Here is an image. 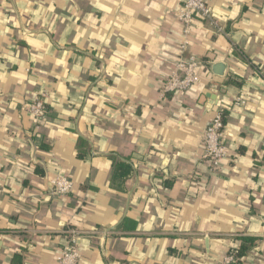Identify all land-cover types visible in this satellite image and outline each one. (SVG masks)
<instances>
[{
	"label": "crops",
	"instance_id": "obj_1",
	"mask_svg": "<svg viewBox=\"0 0 264 264\" xmlns=\"http://www.w3.org/2000/svg\"><path fill=\"white\" fill-rule=\"evenodd\" d=\"M182 3L0 0V264H59L73 233L80 264H222L243 237L236 264H264V0H210L218 25L196 13L189 34ZM190 57L192 86L164 92Z\"/></svg>",
	"mask_w": 264,
	"mask_h": 264
},
{
	"label": "built area",
	"instance_id": "obj_2",
	"mask_svg": "<svg viewBox=\"0 0 264 264\" xmlns=\"http://www.w3.org/2000/svg\"><path fill=\"white\" fill-rule=\"evenodd\" d=\"M210 0H183L182 9L179 13V19L185 25V33L189 34L192 24L194 23L195 14L209 18L215 25L218 21L213 20L211 15ZM198 60L195 57H190L184 62H180L172 70L170 76L163 84L164 92L182 93L188 90L196 80L195 69ZM30 110L41 117L46 111V106L42 97H36L29 105ZM226 122L222 112L214 113L206 123L204 136V152L206 159L211 163L217 164L218 160L229 156V147L225 141ZM53 193L56 196H66L70 193L73 183L72 179L66 174H58L51 180ZM81 251L79 234L73 233L71 238L62 248L59 264H80ZM236 260V253L233 251L225 256L222 264H233Z\"/></svg>",
	"mask_w": 264,
	"mask_h": 264
},
{
	"label": "trees",
	"instance_id": "obj_3",
	"mask_svg": "<svg viewBox=\"0 0 264 264\" xmlns=\"http://www.w3.org/2000/svg\"><path fill=\"white\" fill-rule=\"evenodd\" d=\"M223 117H224V120H225V116H223ZM130 171H131V166H129L128 163L122 162V163H120L118 165L115 174L119 175V174L122 173L123 174L122 176L127 177L129 175ZM38 173L44 174L43 171H39V170H38ZM242 240H243V243L239 246V249H238V251L236 253V260L234 261L233 264L241 262V260L244 258V256L247 254V252L251 249V247H252V245H253V243L255 241V239L253 237H243ZM16 258L18 260L19 259L21 260L22 259V255L18 254V255H16Z\"/></svg>",
	"mask_w": 264,
	"mask_h": 264
},
{
	"label": "water",
	"instance_id": "obj_4",
	"mask_svg": "<svg viewBox=\"0 0 264 264\" xmlns=\"http://www.w3.org/2000/svg\"><path fill=\"white\" fill-rule=\"evenodd\" d=\"M226 69H227V63L224 61H219L214 63V65L212 66V71L219 75V76H224L226 73ZM209 97L211 98V104H214L215 99H216V95H209Z\"/></svg>",
	"mask_w": 264,
	"mask_h": 264
}]
</instances>
